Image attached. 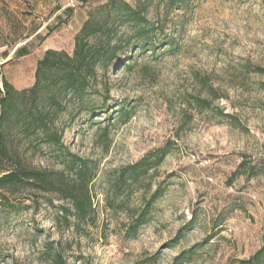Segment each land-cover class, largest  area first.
Instances as JSON below:
<instances>
[{
	"label": "rangeland",
	"instance_id": "1",
	"mask_svg": "<svg viewBox=\"0 0 264 264\" xmlns=\"http://www.w3.org/2000/svg\"><path fill=\"white\" fill-rule=\"evenodd\" d=\"M104 3L87 4V19ZM141 4L156 50L119 51L80 101L65 98L52 116L61 145L7 132V166L20 162L55 187L0 190V264H236L264 249V0ZM50 15L0 0V98L3 80L34 85L46 47L73 54L77 27L53 26ZM115 30V41L133 36L128 25ZM22 46L29 54L5 64ZM165 147L159 165L129 173ZM87 193L92 207L78 216L74 198L86 205Z\"/></svg>",
	"mask_w": 264,
	"mask_h": 264
},
{
	"label": "trees",
	"instance_id": "2",
	"mask_svg": "<svg viewBox=\"0 0 264 264\" xmlns=\"http://www.w3.org/2000/svg\"><path fill=\"white\" fill-rule=\"evenodd\" d=\"M85 4L105 1L99 9L100 13H90L75 37L73 54L63 50L48 49L42 59L37 62L35 82L31 88L18 90L8 81L3 80V96L0 98V190L14 194L26 181L39 182L41 188L55 187L54 182L45 173L23 166L13 160L9 150L6 135L11 128H23L28 136L39 135L46 138L51 146L61 145V137L52 127V116L63 111V100L71 97L81 100L87 93L90 83L97 78L98 69H108L116 60L118 53L123 50L127 55L156 50L153 41V28L150 27L142 12L141 0H136L132 6L125 0H83ZM108 10L106 16L102 12ZM128 25L133 36L126 40L115 41V27ZM28 48L22 46L15 50L14 56L25 57ZM128 55V56H129ZM128 58V60H130ZM7 61L5 64H8ZM122 63V61H121ZM126 66L125 68H130ZM257 73H264L258 68ZM232 118V116H228ZM165 147L157 155L149 154L140 162L129 167V173L138 176L141 172L159 165L168 155ZM73 157V156H70ZM80 163L82 177L87 180L88 169L85 163L72 158V164ZM245 164H241L235 176L242 175ZM158 197L156 193L150 202ZM73 207L78 216H84L91 209L90 195L86 194V205L74 198ZM86 206V207H85ZM140 222L135 230L141 226ZM60 258L57 256L56 260ZM236 264H264V249L260 250L249 260H241Z\"/></svg>",
	"mask_w": 264,
	"mask_h": 264
},
{
	"label": "crops",
	"instance_id": "3",
	"mask_svg": "<svg viewBox=\"0 0 264 264\" xmlns=\"http://www.w3.org/2000/svg\"><path fill=\"white\" fill-rule=\"evenodd\" d=\"M28 2L38 13H48L51 17L49 22L53 26H65L71 27L76 26V33L81 29L84 22L87 20V17L83 13L84 7L87 5L83 0H23ZM35 34L33 37L37 36ZM15 48L7 57V61L12 60V56L14 55ZM48 49H57L46 47L44 51ZM5 62V63H6Z\"/></svg>",
	"mask_w": 264,
	"mask_h": 264
}]
</instances>
